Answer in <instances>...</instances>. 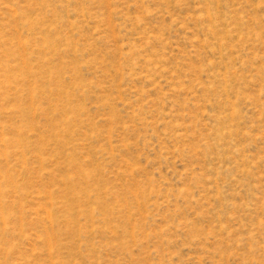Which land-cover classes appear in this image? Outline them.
<instances>
[{"label": "rangeland", "instance_id": "obj_1", "mask_svg": "<svg viewBox=\"0 0 264 264\" xmlns=\"http://www.w3.org/2000/svg\"><path fill=\"white\" fill-rule=\"evenodd\" d=\"M0 264H264V0H0Z\"/></svg>", "mask_w": 264, "mask_h": 264}]
</instances>
